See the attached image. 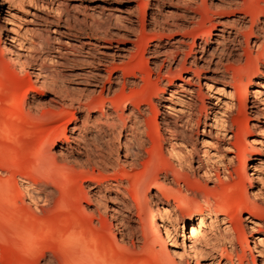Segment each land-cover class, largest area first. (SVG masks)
Returning <instances> with one entry per match:
<instances>
[{"label":"bare ground","instance_id":"1","mask_svg":"<svg viewBox=\"0 0 264 264\" xmlns=\"http://www.w3.org/2000/svg\"><path fill=\"white\" fill-rule=\"evenodd\" d=\"M101 1L28 0L36 7L31 20L42 22L36 29L45 37L24 48L18 25L8 27L18 0H0V70L17 68L44 84L51 73L45 63L52 64L54 75L81 93L64 91V104H76L82 121L71 123L70 136L61 127L53 139L66 154L63 161L53 157L52 143L39 153V175L25 183L29 201L35 209L48 207L58 187L65 196L79 181L80 200L94 201L96 220L114 221L123 241L146 250L169 246L164 254L179 264H249L248 255L252 264H264V193L245 191L235 214L214 194L232 177L239 145L240 178L249 188L264 167V7L243 6L241 0H145L149 8L138 17L136 9ZM143 38L140 67L124 63ZM31 47L45 54L33 56ZM148 89L152 96L141 98ZM236 117L242 129H235ZM194 125L202 128L195 138ZM213 140L218 146L211 154L204 147ZM73 154L81 159L70 160ZM252 160L258 161L246 174ZM193 186L206 197L201 191L187 196ZM246 231L252 249L239 254L235 234L248 248Z\"/></svg>","mask_w":264,"mask_h":264},{"label":"rangeland","instance_id":"2","mask_svg":"<svg viewBox=\"0 0 264 264\" xmlns=\"http://www.w3.org/2000/svg\"><path fill=\"white\" fill-rule=\"evenodd\" d=\"M76 1H81L83 5H91L95 0ZM100 3L110 8L136 9L138 17H141L149 8V5L145 6V0H103ZM241 4L253 8L264 7V0H241ZM35 8V4H29L28 0H18L10 8L14 17L12 24L8 27L18 25L19 35H23L24 48L29 44H35L38 40H44L45 37L44 32L36 29L41 27L42 22L37 19L31 20L29 13L36 11ZM206 28L207 24L203 30ZM1 29L0 26V31ZM146 45L147 40L141 39L130 62L124 60V63L140 67V52ZM29 53L36 57L43 54L35 47H31ZM255 54L254 51L253 55ZM144 57L147 58L148 55L145 54ZM37 60H30V68L36 67ZM45 64L51 73L44 84L34 81L31 76L24 77L17 68L16 73L3 65L0 70V264H179L177 258L170 259L164 254L169 250V246L163 250L142 249L137 244L132 245L126 240L123 241L119 234L120 227L114 226L115 223L110 218L108 222H112V225L99 223L96 220L98 214L94 211L96 203L80 200L81 182L79 181L68 186L65 196L61 195L62 187H58L54 192V201L48 207L35 209L31 204L25 191V183H29L39 175V153L53 142L61 127H66L68 130L66 135L70 136L71 123L80 125L82 121V112L76 109V104L72 107L64 104L68 103L69 99L66 94L74 97L81 95L78 92V86L56 77L55 66ZM61 70L65 72L67 68L62 67ZM240 79L245 80L246 76ZM95 91L94 98L97 99L100 89L96 88ZM32 96L34 98H31ZM109 96H112V92ZM151 96L152 89L141 94L143 99ZM75 118V122H72ZM152 122L153 115L150 114L149 124ZM235 124L236 130L244 126L239 117L235 118ZM201 130L200 125L198 129L194 125L193 138ZM251 135L259 134L252 132ZM260 135V139L264 140V133ZM216 142L213 140L204 147L207 152L213 154L217 151ZM249 145L259 148L257 144ZM249 145H245L246 149H249ZM71 146L74 147L73 144ZM238 147L240 153L230 168L232 177L222 180V183L218 184L214 190L215 201L232 210L234 214L243 201L245 191L249 193L251 189L253 192L260 189L264 193V167L256 171L259 177L252 183V188H249L247 181H242L240 178L244 146ZM198 148L203 147L198 144ZM49 150L57 161H63L66 158L65 152L59 151L54 143ZM261 157L264 158V150L261 152ZM69 159L78 161L81 156L73 154ZM257 161L252 160L246 174L252 173L251 167ZM78 168L76 166V169ZM206 185L208 188L213 186L210 182H206ZM197 191L202 192L203 198L206 197L207 193L200 190L198 186L189 188L186 195L191 196ZM103 204L106 208L110 205L109 202ZM80 207H83L87 213L94 211V217L83 214ZM106 215L109 217L110 212L107 211ZM246 234L250 244L248 248L239 237L240 235L235 234L239 254L243 249L246 253L252 249L253 236L248 235L247 231ZM176 250L179 251L177 248ZM248 261L252 264L249 255ZM203 263L204 261H199L198 264ZM187 264H194V261L188 259Z\"/></svg>","mask_w":264,"mask_h":264}]
</instances>
